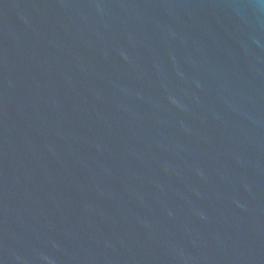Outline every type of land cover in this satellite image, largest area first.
Wrapping results in <instances>:
<instances>
[{
  "label": "water",
  "instance_id": "obj_1",
  "mask_svg": "<svg viewBox=\"0 0 264 264\" xmlns=\"http://www.w3.org/2000/svg\"><path fill=\"white\" fill-rule=\"evenodd\" d=\"M0 264H264V0H0Z\"/></svg>",
  "mask_w": 264,
  "mask_h": 264
}]
</instances>
